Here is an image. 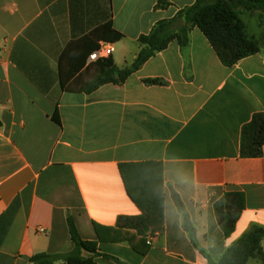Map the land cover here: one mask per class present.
Listing matches in <instances>:
<instances>
[{
  "label": "crops",
  "instance_id": "1",
  "mask_svg": "<svg viewBox=\"0 0 264 264\" xmlns=\"http://www.w3.org/2000/svg\"><path fill=\"white\" fill-rule=\"evenodd\" d=\"M196 2L162 10L158 0H0V264L70 253L69 217L83 240L98 242L96 264H209L172 191L214 261L264 227L250 219L264 220V147L261 157L241 156L244 127L264 114L263 52L227 67L194 28L187 46L173 41L122 84L91 90L99 73L91 50L109 33L100 28L123 35L110 57L122 70L141 36ZM148 161L163 165V230L99 240L94 224L116 229L119 217L142 215L120 169ZM230 192L244 194L245 209L233 231L242 234L228 244L217 203Z\"/></svg>",
  "mask_w": 264,
  "mask_h": 264
},
{
  "label": "trees",
  "instance_id": "2",
  "mask_svg": "<svg viewBox=\"0 0 264 264\" xmlns=\"http://www.w3.org/2000/svg\"><path fill=\"white\" fill-rule=\"evenodd\" d=\"M170 0H158L157 8L166 9ZM264 13V0H197L195 5L181 11L174 20L158 22L148 35L138 40L140 51L132 65L118 69L111 58L98 61L99 73L93 80L91 90L105 84H122L132 73L138 71L146 61L164 51L173 41L181 46L190 42L192 29L198 28L208 39L220 60L227 67H233L239 61L263 52L262 41L252 36L247 25L241 19V11ZM108 30L107 44H115L123 35L112 30L111 25L100 28ZM94 47L91 51H97ZM65 54V53H64ZM150 83L158 84L157 80ZM54 121L60 123L56 110ZM264 147V114H256L250 124L243 129L241 156L258 158ZM121 176L126 191L138 206L139 217L121 216L116 229L94 224L95 232L101 241H120L119 231L131 229L140 235L163 230L164 222V179L163 165L159 162H143L121 166ZM172 200L183 217V227L194 247L209 261V264H248L258 259L264 264V227L254 225L240 239L234 242L214 261L198 244L196 230L189 214L177 193L171 192ZM245 209V196L240 192H230L217 203V216L226 238L233 233L235 225ZM69 233L74 249L66 254H39L30 259L32 264H96L98 242L83 240L71 217L68 218ZM88 254L91 256H85ZM106 259H113L104 256Z\"/></svg>",
  "mask_w": 264,
  "mask_h": 264
},
{
  "label": "rangeland",
  "instance_id": "3",
  "mask_svg": "<svg viewBox=\"0 0 264 264\" xmlns=\"http://www.w3.org/2000/svg\"><path fill=\"white\" fill-rule=\"evenodd\" d=\"M241 17L244 21H246L249 33L262 41L264 53V13L254 12L253 15H250L249 11L245 12L244 10H242Z\"/></svg>",
  "mask_w": 264,
  "mask_h": 264
},
{
  "label": "built area",
  "instance_id": "4",
  "mask_svg": "<svg viewBox=\"0 0 264 264\" xmlns=\"http://www.w3.org/2000/svg\"><path fill=\"white\" fill-rule=\"evenodd\" d=\"M114 53V47L112 44H101L100 49L97 50L91 57H90V62H97L100 60H106L109 59L112 54ZM40 233H44V229H39L38 230Z\"/></svg>",
  "mask_w": 264,
  "mask_h": 264
},
{
  "label": "clouds",
  "instance_id": "5",
  "mask_svg": "<svg viewBox=\"0 0 264 264\" xmlns=\"http://www.w3.org/2000/svg\"><path fill=\"white\" fill-rule=\"evenodd\" d=\"M251 220H256L258 223L264 225V220H258L256 217H250ZM242 229H238L235 231L226 241V243L231 244L233 240L238 239L239 236L242 234Z\"/></svg>",
  "mask_w": 264,
  "mask_h": 264
}]
</instances>
